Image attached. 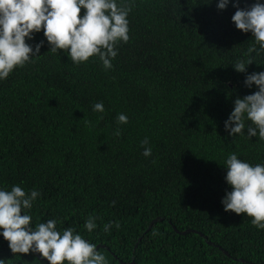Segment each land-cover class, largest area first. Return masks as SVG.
I'll return each mask as SVG.
<instances>
[{
  "label": "trees",
  "instance_id": "obj_1",
  "mask_svg": "<svg viewBox=\"0 0 264 264\" xmlns=\"http://www.w3.org/2000/svg\"><path fill=\"white\" fill-rule=\"evenodd\" d=\"M235 2L219 10L218 0H123L129 40L117 42L112 68L98 56L73 63L46 43L0 80V188L41 193L28 210L34 228L55 218L58 230L100 244L106 264H264V229L221 204L230 153L264 163V140L224 129L234 100L257 90L232 65L254 45L231 20ZM255 48L248 73L264 71ZM98 102L103 112L93 111ZM0 259L41 264L3 237Z\"/></svg>",
  "mask_w": 264,
  "mask_h": 264
},
{
  "label": "clouds",
  "instance_id": "obj_2",
  "mask_svg": "<svg viewBox=\"0 0 264 264\" xmlns=\"http://www.w3.org/2000/svg\"><path fill=\"white\" fill-rule=\"evenodd\" d=\"M230 2L218 0L216 6L225 10ZM232 6L237 9L231 17L235 27L254 38L253 47L232 65L236 72L246 74L244 85L249 89L255 85L257 90L234 100L224 129L233 138L239 134L264 140V71H247L254 62L251 53L255 45L264 51V0H255L244 8L236 0ZM130 11L123 0L120 4L117 0H0V80L32 62L46 43L53 53L64 50L73 63L98 56L105 69L112 68V60L118 55L117 42L129 40ZM41 32L43 39L36 42L35 35ZM93 111L103 112V103L94 104ZM117 121L126 124L128 117L118 114ZM116 135H120L119 129ZM142 143L146 145L147 141ZM143 155L151 156L152 149L145 147ZM223 166L227 169L224 180L230 186L221 199L223 210L245 214L252 218L253 226L264 229V163L250 164L232 152ZM40 196L38 190L26 193L19 185H13L10 191L0 188V237L8 242L11 252L40 255L41 264L45 260L48 264H106L98 245L71 226L60 231L55 218L32 226L28 210ZM95 220L90 216L84 223L89 233L97 228ZM110 228L109 222L103 230ZM0 264H4L3 259Z\"/></svg>",
  "mask_w": 264,
  "mask_h": 264
},
{
  "label": "water",
  "instance_id": "obj_3",
  "mask_svg": "<svg viewBox=\"0 0 264 264\" xmlns=\"http://www.w3.org/2000/svg\"><path fill=\"white\" fill-rule=\"evenodd\" d=\"M158 219V218H157ZM156 220V219H155ZM154 220V221H155ZM191 231V229H186V230H184L183 232H181V233H187V232H190ZM101 245H98L97 246V248H99ZM132 259H134L133 257H132ZM131 264H133V261L131 262Z\"/></svg>",
  "mask_w": 264,
  "mask_h": 264
}]
</instances>
